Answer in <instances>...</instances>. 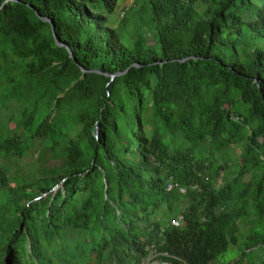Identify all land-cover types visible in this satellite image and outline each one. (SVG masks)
Here are the masks:
<instances>
[{"label":"trees","instance_id":"trees-1","mask_svg":"<svg viewBox=\"0 0 264 264\" xmlns=\"http://www.w3.org/2000/svg\"><path fill=\"white\" fill-rule=\"evenodd\" d=\"M4 2L0 264L69 237L85 264H214L251 218L264 264V0H134L117 26L118 0ZM43 141L63 168L11 176Z\"/></svg>","mask_w":264,"mask_h":264},{"label":"rangeland","instance_id":"rangeland-1","mask_svg":"<svg viewBox=\"0 0 264 264\" xmlns=\"http://www.w3.org/2000/svg\"><path fill=\"white\" fill-rule=\"evenodd\" d=\"M134 0H118L117 9L115 13L111 16V24L113 26H117L121 20V18L124 16L125 11L127 8H129L133 4ZM198 9L203 10V5L198 3L197 4ZM151 43H153V37L150 38ZM7 120V119H6ZM15 126V123H9L3 122L0 124V134L10 131L11 128ZM52 136V131L46 135L47 138H50ZM39 147H42L43 151L39 156L38 160V166L35 167L33 160L37 156L28 155L26 158L19 159L16 156H11L9 159L4 161L5 165L7 166L9 173L11 176H19L23 174H28L31 171H35L37 174L41 171L50 170V169H60L64 166V160H54L51 157L49 148L46 147V141H43L38 144ZM241 149H237L235 152L239 153L241 152ZM129 156L131 158L137 159L138 153L131 151ZM76 166L77 167H87L88 160L84 156H79L76 159ZM248 202L246 201L243 203V201L239 204L240 208L245 207ZM112 206V205H111ZM162 211V210H161ZM161 211L157 212L155 214V218H160ZM109 214H112V208L109 212ZM257 219L251 218L245 221H242L240 223V241L239 244L233 245L230 244L228 250L219 257L218 263L215 262L214 264H231L235 262L240 257L244 256L246 257V263L245 264H252V262H249L247 259H251L255 263H261L262 262V248H256L251 253L246 252V247L244 245L245 238L249 235L251 230L257 225ZM67 224H69V221H67ZM260 231L264 233V225L261 226ZM70 236L68 232H66V238ZM21 239H27L26 235L23 234L21 236ZM75 237H69L66 241L63 242L62 248L56 252V258L53 264H85L84 259L81 257V255H78L77 253V239L75 240ZM26 245L23 243L19 246V255H20V264H39L43 263V261L37 259L31 254V249L29 248V243H27V240L25 241ZM80 244V243H79ZM50 264V263H49Z\"/></svg>","mask_w":264,"mask_h":264},{"label":"built area","instance_id":"built-area-1","mask_svg":"<svg viewBox=\"0 0 264 264\" xmlns=\"http://www.w3.org/2000/svg\"><path fill=\"white\" fill-rule=\"evenodd\" d=\"M174 187H178V185L177 184H174L172 182V180L168 181V189H173ZM180 190L182 192H185L186 191L185 188H183L181 186H180ZM181 220H182V216H180L177 219H174L172 221V223L174 225H180ZM157 256H158V253L156 252V250L154 248H152L151 255L146 260L142 261L139 264H171V262H169V261H165V260L158 259Z\"/></svg>","mask_w":264,"mask_h":264},{"label":"water","instance_id":"water-1","mask_svg":"<svg viewBox=\"0 0 264 264\" xmlns=\"http://www.w3.org/2000/svg\"><path fill=\"white\" fill-rule=\"evenodd\" d=\"M7 1H9V0H5V2L4 3H6ZM43 18V17H42ZM43 19H45V20H49L48 18H43ZM52 28H53V30H54V24L52 23ZM55 34V33H54ZM55 39H56V41H57V43L59 44V45H64L63 43H61L60 42V40H59V38L57 37V35L55 34ZM71 55L74 57V55H73V53H71ZM114 76V75H113ZM95 134H96V136H99V129H98V126H96V130H95ZM23 228V226H21V229Z\"/></svg>","mask_w":264,"mask_h":264}]
</instances>
